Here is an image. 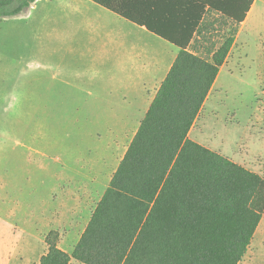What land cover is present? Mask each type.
<instances>
[{
  "label": "trees",
  "instance_id": "obj_1",
  "mask_svg": "<svg viewBox=\"0 0 264 264\" xmlns=\"http://www.w3.org/2000/svg\"><path fill=\"white\" fill-rule=\"evenodd\" d=\"M36 0H0V19ZM179 49L73 251L44 237L37 264H239L264 214V177L189 139L236 28L188 47L206 13L236 27L254 0H88Z\"/></svg>",
  "mask_w": 264,
  "mask_h": 264
},
{
  "label": "rangeland",
  "instance_id": "obj_2",
  "mask_svg": "<svg viewBox=\"0 0 264 264\" xmlns=\"http://www.w3.org/2000/svg\"><path fill=\"white\" fill-rule=\"evenodd\" d=\"M258 8H262L260 15L230 54L231 74L225 72L221 87L208 95L190 138L264 177V0H259ZM25 15L0 19V264H37L46 251L47 214L58 204L51 197L59 189L57 183L64 175L65 180L79 181L71 171L81 154L89 157L88 165L99 170L98 182L104 190L135 131L130 127L127 139L111 144L116 160L109 163V170L93 159L102 152L95 139L108 127L83 124L93 111L70 107L84 94L54 87L51 74L55 66L62 57L63 69H69L71 56L57 44L22 39ZM108 19L102 21H113ZM57 37L60 39L61 33ZM221 37L222 30L210 34L206 50L214 51ZM24 57L35 65L32 72L46 77L51 86H36L28 94L29 106L20 88L22 74L27 71ZM91 204L86 201V207L80 209L77 227L68 229L62 222L59 238H73L82 232ZM239 264H264V214Z\"/></svg>",
  "mask_w": 264,
  "mask_h": 264
},
{
  "label": "crops",
  "instance_id": "obj_3",
  "mask_svg": "<svg viewBox=\"0 0 264 264\" xmlns=\"http://www.w3.org/2000/svg\"><path fill=\"white\" fill-rule=\"evenodd\" d=\"M86 1L91 6L87 5ZM258 3L259 0H254L246 18L237 27L217 13H206L202 17L200 33L195 34L188 47V51L193 54L207 53L206 48L209 46L207 38L210 34L222 30V37L228 36L229 31L236 28L234 43L219 69L209 94L221 87V76L225 72L231 74L228 69L230 54L238 45L239 38L249 31L253 19L260 15L262 8L256 9ZM24 13L27 21L22 26V39L28 38L34 43L36 41L54 43L57 44V48L62 47V51H66V56L70 54L72 65L69 69L66 66L63 69V58L58 57L60 60L51 74L54 81L52 83L56 85L54 87L73 88L80 92L79 94H84V98H76L70 107L74 110L93 111L84 119L86 121L83 124L108 127L101 137L95 136L97 147L102 152L93 159H98V164L103 163V167L108 166L109 170L111 165L109 163L116 160L111 144L118 139H127L128 131L133 127L135 131L130 134L123 152V155L125 154L179 49L148 32L143 26L133 24L88 0H36L22 14ZM108 17L113 21H109L110 23L102 21L109 20ZM58 33H61L60 39L57 37ZM22 64H25L27 71L22 74L20 88L23 101L28 105L30 100L28 94L36 86L39 88L51 86L46 82V77L32 72L35 66L32 62L24 57ZM50 70L51 66L48 68L49 72ZM190 132L191 130L188 134L189 139ZM122 157L118 160L115 170ZM87 160L88 156L82 157L79 154L76 160L78 165L72 168L71 172L78 175L79 181L65 180L64 175L63 180L57 183L59 189L51 197L53 200L57 199L58 204L53 213L47 214L46 217L45 227L50 231H58L62 222L66 223L68 229L75 228L80 209L86 207V201L92 203L82 232L73 238L61 236L58 240V248L68 254L79 241L96 204L115 172L114 170L107 178V185L101 190L98 182L100 172L95 165H91L92 163L88 165ZM70 175L72 177L71 173ZM69 264L80 263L71 260Z\"/></svg>",
  "mask_w": 264,
  "mask_h": 264
}]
</instances>
